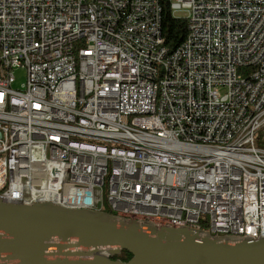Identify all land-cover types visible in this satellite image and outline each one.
Here are the masks:
<instances>
[{"label":"built area","instance_id":"2783aa9c","mask_svg":"<svg viewBox=\"0 0 264 264\" xmlns=\"http://www.w3.org/2000/svg\"><path fill=\"white\" fill-rule=\"evenodd\" d=\"M170 6L0 0V198L264 238V0Z\"/></svg>","mask_w":264,"mask_h":264},{"label":"water","instance_id":"95a60500","mask_svg":"<svg viewBox=\"0 0 264 264\" xmlns=\"http://www.w3.org/2000/svg\"><path fill=\"white\" fill-rule=\"evenodd\" d=\"M124 250L130 260L113 258ZM0 264H264V238L0 198Z\"/></svg>","mask_w":264,"mask_h":264},{"label":"trees","instance_id":"16d2710c","mask_svg":"<svg viewBox=\"0 0 264 264\" xmlns=\"http://www.w3.org/2000/svg\"><path fill=\"white\" fill-rule=\"evenodd\" d=\"M162 6V26L163 35L165 38V46L170 52L176 50L181 43L185 40L188 32L187 20L185 18L175 17L172 14L170 0H160ZM105 211H110V208L105 205ZM201 229L210 231V225L207 221H203ZM132 254L129 251H122V253L114 256V259L121 258L128 261L132 258Z\"/></svg>","mask_w":264,"mask_h":264},{"label":"bare ground","instance_id":"6f19581e","mask_svg":"<svg viewBox=\"0 0 264 264\" xmlns=\"http://www.w3.org/2000/svg\"><path fill=\"white\" fill-rule=\"evenodd\" d=\"M103 10H110V2H103ZM263 68H264V61H257L256 63H253L252 66L248 67L246 71V78H253L255 74H261ZM5 201L13 202L11 200H5ZM190 228H196V227H190ZM70 240L75 241V239L72 238H70Z\"/></svg>","mask_w":264,"mask_h":264},{"label":"rangeland","instance_id":"374dc122","mask_svg":"<svg viewBox=\"0 0 264 264\" xmlns=\"http://www.w3.org/2000/svg\"><path fill=\"white\" fill-rule=\"evenodd\" d=\"M184 14H185V12H183V11H180V12L177 13V15H179V16H182ZM15 77H16V80L12 84V88L13 89H22L23 84L26 82V72H25V70L17 69L15 71ZM72 239H74V238L72 237ZM72 241H74V240H72ZM13 258L14 257H9L8 259H13Z\"/></svg>","mask_w":264,"mask_h":264}]
</instances>
